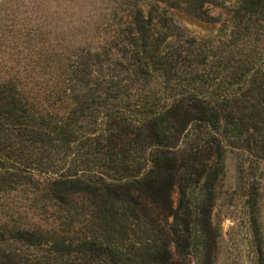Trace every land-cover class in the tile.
I'll list each match as a JSON object with an SVG mask.
<instances>
[{
  "label": "trees",
  "instance_id": "obj_1",
  "mask_svg": "<svg viewBox=\"0 0 264 264\" xmlns=\"http://www.w3.org/2000/svg\"><path fill=\"white\" fill-rule=\"evenodd\" d=\"M227 150L264 160V0L0 1V264H212Z\"/></svg>",
  "mask_w": 264,
  "mask_h": 264
},
{
  "label": "rangeland",
  "instance_id": "obj_2",
  "mask_svg": "<svg viewBox=\"0 0 264 264\" xmlns=\"http://www.w3.org/2000/svg\"><path fill=\"white\" fill-rule=\"evenodd\" d=\"M250 192H256L254 198ZM171 197L174 203L175 192ZM211 220L218 230L212 264H257L259 249L264 264V160L225 151Z\"/></svg>",
  "mask_w": 264,
  "mask_h": 264
}]
</instances>
